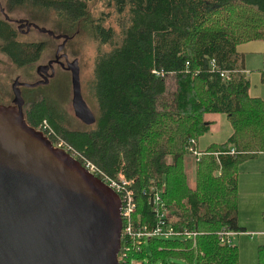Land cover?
I'll return each instance as SVG.
<instances>
[{
	"label": "trees",
	"instance_id": "obj_1",
	"mask_svg": "<svg viewBox=\"0 0 264 264\" xmlns=\"http://www.w3.org/2000/svg\"><path fill=\"white\" fill-rule=\"evenodd\" d=\"M24 6L48 16L51 29L42 27L67 35L64 45L91 46L84 93L95 112L92 123L79 120L82 127L74 128L57 94L23 86L25 123L35 128L45 119L105 173L133 178L135 212L144 222L150 209L138 190L154 185L163 187L174 229L197 232L193 245L182 236L151 238L130 256L143 264H238L235 247L215 233L244 231L237 224L236 166L264 152V100L248 95L235 52L251 40L264 47V0H6L7 10ZM18 34L0 18V54L17 68L31 66L45 44L20 41ZM221 69L234 71L227 81ZM12 97L11 91L6 102L0 93V104ZM209 113L223 114L232 132L200 151L189 187L182 158L209 130ZM230 148L232 155L222 153ZM257 264H264V245L257 247Z\"/></svg>",
	"mask_w": 264,
	"mask_h": 264
},
{
	"label": "water",
	"instance_id": "obj_2",
	"mask_svg": "<svg viewBox=\"0 0 264 264\" xmlns=\"http://www.w3.org/2000/svg\"><path fill=\"white\" fill-rule=\"evenodd\" d=\"M0 13L11 21L1 7ZM23 22L61 40L56 61L67 35ZM65 65L75 117L90 124L93 115L80 95L77 59ZM40 68L46 67L37 66V74ZM16 84L11 83L12 104H0V264H119L117 194L25 123Z\"/></svg>",
	"mask_w": 264,
	"mask_h": 264
},
{
	"label": "rangeland",
	"instance_id": "obj_3",
	"mask_svg": "<svg viewBox=\"0 0 264 264\" xmlns=\"http://www.w3.org/2000/svg\"><path fill=\"white\" fill-rule=\"evenodd\" d=\"M0 7L8 18L15 21L10 23L13 28H16L19 31L18 39L20 41H41L45 44V48L41 52L39 59L31 66L27 67L24 66L17 68L13 66L5 56L0 54V93L4 94V98H6L5 100L8 102L7 100L11 94V83L15 81L19 83H33L37 81L38 75L35 72V68L39 65L45 64V62L52 57L53 52L60 44L61 40L53 39L32 27L27 29L25 23L19 22L21 20H27L31 23H35L39 27L44 26L51 29V20L48 16L45 17L44 15L38 14L37 12L32 11L33 9L25 6L7 10L6 0H0ZM0 18H2L1 13ZM262 45L263 43L260 40H251L250 42H243V44L240 43L238 50L241 51V53H244L246 49L260 50V52H263L261 53V56H263L264 61V47ZM61 53L65 54L64 57H59V61L63 65L71 59L77 58L81 96L89 110L95 114L92 100L85 96L84 93V85L89 79L91 69V59L93 55L91 46L85 41H81L80 44L64 45ZM258 63L256 61L247 63V65L250 66V69L248 70H252L251 68ZM52 67L55 79L53 78L52 81H47L45 85H42L45 86L43 90L46 93L52 94V96L57 94L58 101L60 102H64L65 98L68 97L69 99L65 106L72 119V127L81 128L83 124H81L79 119L74 117L70 108L72 87L69 72L62 70L55 64H53ZM258 70H264V63L257 69H253L254 72L250 76V81H248V84L250 82L251 88L252 84L255 85L260 82L259 79L257 80L259 76V74H257ZM170 81L171 79L168 80V83H171ZM227 123L229 125V122ZM191 157L192 156L190 155H184L182 158L183 170L189 187L194 184V160L193 158L191 159ZM236 175L237 211L241 209V215L245 219H237L238 226L244 228V231L236 232V235L232 236L231 245H233L237 251L238 264H257V247L264 245V210H261L260 207H257L254 204V196L247 193L246 190L248 189V177L250 175H256L258 178L260 175L258 162L254 158H243L236 166ZM144 261L145 260H143V263ZM179 262L185 264L181 260H179ZM156 264H158V262H156Z\"/></svg>",
	"mask_w": 264,
	"mask_h": 264
},
{
	"label": "built area",
	"instance_id": "obj_4",
	"mask_svg": "<svg viewBox=\"0 0 264 264\" xmlns=\"http://www.w3.org/2000/svg\"><path fill=\"white\" fill-rule=\"evenodd\" d=\"M209 65L211 70L215 68L212 59L209 60ZM232 72L234 71L221 69L218 70V75L222 80L227 81ZM155 74L162 75V73L158 72H155ZM34 129L45 136L53 147L62 149L69 156L77 160L87 173L97 177L117 194L119 199L118 214L120 218V231L119 248L116 253V259L119 264H143L144 259L132 257L130 254L131 252L139 251L151 238L182 236L183 238L191 239L192 245L194 244V238L197 234L195 230H176L168 221V210L161 198L163 187L149 185L148 187L139 188V194L146 198V202L150 209V218L146 219L144 222L140 214L135 212L136 190L133 187V178H126L121 171H118L115 175L105 173L95 163L60 137L49 126L45 119L38 122ZM190 142H192V140H190ZM186 151L187 155L192 156L194 161H197L202 154L191 146L186 147ZM222 153L232 155L234 150L230 148L228 151ZM213 154H216V152ZM215 234L221 243L231 244V238L236 235V232L221 227Z\"/></svg>",
	"mask_w": 264,
	"mask_h": 264
},
{
	"label": "crops",
	"instance_id": "obj_5",
	"mask_svg": "<svg viewBox=\"0 0 264 264\" xmlns=\"http://www.w3.org/2000/svg\"><path fill=\"white\" fill-rule=\"evenodd\" d=\"M238 46L239 44L235 46V52L239 55V60L242 63L241 71L245 74L247 80L250 81V76L254 72L253 69H257L264 63L263 56H261V53L263 52H260V50L246 49L244 53H241V51L238 50ZM251 61L259 63L251 68L252 70H248L250 69V66L247 65V63ZM257 74H259L257 80L259 79L260 82L255 85L252 84V88L250 87L249 82L247 93L250 97L264 100V81L260 78L259 70ZM204 119L209 122V130L195 141V148L198 149V151L205 150L210 144L222 143L232 132L231 126L230 124L228 125V121L223 114L209 113L204 116ZM252 158L258 162L260 175L258 178L256 175H250L248 177V189L246 191L254 196V204L257 207H260L261 210H264V152L257 153ZM237 219H245L241 215V209L237 211Z\"/></svg>",
	"mask_w": 264,
	"mask_h": 264
},
{
	"label": "flooded vegetation",
	"instance_id": "obj_6",
	"mask_svg": "<svg viewBox=\"0 0 264 264\" xmlns=\"http://www.w3.org/2000/svg\"><path fill=\"white\" fill-rule=\"evenodd\" d=\"M10 22H15V21H13V20H11ZM27 22H29V21H27ZM22 23H24L23 22V20H22ZM29 23H31V22H29ZM61 42V41H60ZM63 49V48H62ZM55 52V51H54ZM54 52H53V55H52V57L51 58H49L46 62H45V64H42L43 66H45L46 68H45V70H43V69H41L40 68V73L39 74H37L38 75V79H37V81H39V83L37 84V85H45V83L47 82V81H50V80H52L55 76H54V70H53V67H52V65L53 64H55V65H58L62 70H64V71H68L67 69H66V65H63L60 61H59V57L60 56H65V54L64 53H61L62 52V50H60L58 53H57V58H56V61L53 59L54 58ZM48 62H50L49 64H48ZM69 72V71H68ZM70 75V74H69ZM16 82V81H15ZM17 84H16V87L18 88V89H20V88H23V82H21V83H19V82H16ZM49 83V82H48ZM47 83V84H48ZM80 84V83H79ZM12 91V90H11ZM13 95V94H12ZM80 95H81V92H80ZM81 98H82V96H81ZM68 97H66L65 98V100H64V102H62L63 103V106H64V108H65V110L69 113V111L67 110V108H66V104H67V101H68ZM82 100H83V98H82ZM12 102H13V97L10 99V102H9V104H12ZM86 105V104H85ZM87 106V105H86ZM21 108H22V106H21ZM70 108H71V110H72V114L75 116V115H77L76 114V111H77V107H76V105L73 103V94H72V91H71V96H70ZM88 108V107H87ZM89 109V108H88ZM77 119H79V118H77Z\"/></svg>",
	"mask_w": 264,
	"mask_h": 264
}]
</instances>
